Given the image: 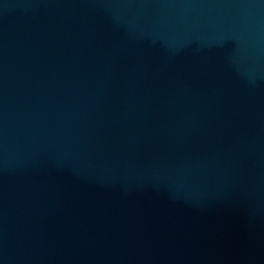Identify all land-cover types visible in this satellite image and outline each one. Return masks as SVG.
Instances as JSON below:
<instances>
[{"label":"water","instance_id":"obj_1","mask_svg":"<svg viewBox=\"0 0 264 264\" xmlns=\"http://www.w3.org/2000/svg\"><path fill=\"white\" fill-rule=\"evenodd\" d=\"M0 264H264V0H0Z\"/></svg>","mask_w":264,"mask_h":264}]
</instances>
